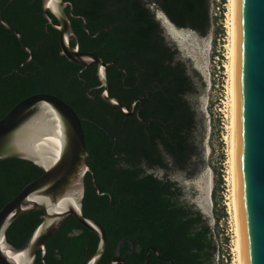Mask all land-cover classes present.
I'll return each mask as SVG.
<instances>
[{
    "label": "trees",
    "instance_id": "obj_1",
    "mask_svg": "<svg viewBox=\"0 0 264 264\" xmlns=\"http://www.w3.org/2000/svg\"><path fill=\"white\" fill-rule=\"evenodd\" d=\"M70 1L73 13L87 19L83 25L81 18L71 16L81 50L119 63L123 69L107 67L110 93L128 106L143 96L139 116L124 115L98 94L96 64L79 65L61 53L59 30L44 15L43 0H0L2 18L19 29L33 51L30 58L18 36L0 24V118L38 92L63 98L84 117L92 172L86 175L83 209L107 233L98 264H110L123 238L131 240L120 250L129 264H145L149 246L173 260L151 250L149 264H221L211 218L186 200L183 187L170 178L174 169L193 174L200 156L198 112L189 99L197 84L179 47L166 39L156 13L164 12L178 28L206 35L213 20L211 0ZM49 15L58 24L50 10ZM158 169L164 176L153 172ZM43 173L26 159H0V209ZM42 220L41 210L19 216L7 230L9 241L23 246ZM98 242L95 232L69 215L46 242L45 253L38 251L35 264H86Z\"/></svg>",
    "mask_w": 264,
    "mask_h": 264
},
{
    "label": "water",
    "instance_id": "obj_2",
    "mask_svg": "<svg viewBox=\"0 0 264 264\" xmlns=\"http://www.w3.org/2000/svg\"><path fill=\"white\" fill-rule=\"evenodd\" d=\"M69 3L67 0H43L42 3L44 15L60 32L62 52L79 65L96 64L102 88L99 95L106 102L118 106L124 115H134L135 102L128 106L110 93L107 67L111 64L119 66L118 62H107L98 54L71 46L75 32L66 10ZM49 10L59 24L54 23ZM164 16L173 24L165 13ZM0 24L13 30L21 45L31 52L20 31L1 14ZM236 103L237 185L244 264H264V0H237ZM83 119L70 103L46 92L34 93L20 100L0 118V159H26L44 170L0 209V264H21L14 258L15 254H20L24 264H35L38 251L45 253L46 242L69 215L99 236L97 249L86 264H98L105 253L106 229L83 209L86 175L92 172L88 165ZM43 121H58L60 124L62 149L56 159L50 160L36 148ZM62 202L63 208L60 207ZM39 210L43 211L41 223L23 246L13 245L7 237L9 226L19 216ZM126 240L131 241L129 238L119 241L110 264H129L120 252ZM2 241L12 255L2 247ZM151 250L157 257L173 263L172 259L161 257L157 248L149 246L145 250V264H149Z\"/></svg>",
    "mask_w": 264,
    "mask_h": 264
},
{
    "label": "rangeland",
    "instance_id": "obj_3",
    "mask_svg": "<svg viewBox=\"0 0 264 264\" xmlns=\"http://www.w3.org/2000/svg\"><path fill=\"white\" fill-rule=\"evenodd\" d=\"M168 42L180 49V58L195 73L197 91L189 99L198 112L196 130L200 156L194 173L182 169L170 172L185 191V199L195 203L211 218L218 233L221 264H240L236 223L232 205L230 18L231 0H211L212 26L202 35L169 23L156 11ZM158 176L164 171L158 169ZM222 176V182H221ZM215 193V194H214ZM216 195V198H215ZM217 200V202H216ZM222 218L217 221V217Z\"/></svg>",
    "mask_w": 264,
    "mask_h": 264
},
{
    "label": "bare ground",
    "instance_id": "obj_4",
    "mask_svg": "<svg viewBox=\"0 0 264 264\" xmlns=\"http://www.w3.org/2000/svg\"><path fill=\"white\" fill-rule=\"evenodd\" d=\"M170 23V22H169ZM230 34H231V44H230V65H228L230 70L231 86L230 93L231 98V130H232V148H231V173H232V205L234 208V217L236 225V235H237V251L239 256L240 264H244L243 255V244H242V234H241V222H240V212H239V200H238V185H237V0H231V18H230ZM61 127L58 121L51 123L48 121H43L42 128L40 131V136L36 140V148L39 152L44 153L45 157L51 159H56L61 153L62 149V139H61ZM64 202L61 204V208ZM1 245L4 249L11 254L10 249L2 241ZM12 255V254H11ZM14 258L21 264H24V259L20 254H15Z\"/></svg>",
    "mask_w": 264,
    "mask_h": 264
},
{
    "label": "flooded vegetation",
    "instance_id": "obj_5",
    "mask_svg": "<svg viewBox=\"0 0 264 264\" xmlns=\"http://www.w3.org/2000/svg\"><path fill=\"white\" fill-rule=\"evenodd\" d=\"M67 1H69L70 3L68 4V6L70 5V9H69V13H68V15H69V17H70V19H71V16L73 17V18H81L82 20H83V25H85L86 24V22H87V19L82 15V14H75V13H73V4H72V2L70 1V0H67ZM67 6V7H68ZM67 7H66V10H67ZM2 17V16H1ZM11 24V23H10ZM58 24H59V21H58ZM13 25V24H12ZM14 26V25H13ZM73 26V25H72ZM16 27V26H15ZM17 28V27H16ZM18 29V28H17ZM74 29V28H73ZM11 30V29H10ZM19 30V29H18ZM86 30H88L89 31V29L86 27ZM11 31H13V30H11ZM14 32V31H13ZM74 32H75V30H74ZM15 33V32H14ZM21 33V32H20ZM97 33H99V31L97 32ZM59 34H60V32H59ZM73 39L75 40V43H74V45L72 44V41H73ZM25 43V42H24ZM26 45V44H25ZM59 45H60V42H59ZM27 46V45H26ZM71 46L72 47H77V46H79V48H80V50H81V42H80V39H79V36L76 34V32H75V35H73L72 36V39H71ZM28 47V46H27ZM60 47H61V45H60ZM30 50H31V48H29ZM81 51H87V52H92V53H95V54H98V53H96V52H94V51H88V50H81ZM30 52V51H29ZM61 53L63 54V55H65L63 52H62V48H61ZM33 55V51L31 50V52H30V58H31V56ZM99 55V54H98ZM66 56V55H65ZM99 56H101V55H99ZM67 57V56H66ZM102 57V56H101ZM29 58V59H30ZM68 58V57H67ZM103 58V57H102ZM69 59V58H68ZM104 59V58H103ZM70 60V59H69ZM105 60V59H104ZM73 62V61H72ZM107 62H110V61H107ZM117 62V61H116ZM75 63V62H74ZM119 64V63H118ZM90 65H93V64H90ZM115 65V64H114ZM89 66V65H88ZM96 67H97V65H96ZM117 67H119L120 69H123V68H121L120 66H117ZM97 70H98V68H97ZM98 74V73H97ZM100 85H101V82L96 86V88H100L101 90H102V88L100 87ZM109 86H110V84H109ZM100 90V91H101ZM100 91L98 92V94L100 93ZM93 96H96V95H93ZM135 102V107H136V113L134 114V115H137L138 116V114H137V111H138V113H139V109L143 106V96H138V97H136L135 99H134V101L131 103V105L133 104ZM138 102H140V105H139V108H137V103ZM148 121V120H147ZM153 172H155L156 173V171H153ZM157 174V173H156ZM158 175V174H157ZM122 256V255H121ZM122 257H124V256H122ZM125 258V257H124ZM125 260H126V258H125ZM149 262H150V258H149Z\"/></svg>",
    "mask_w": 264,
    "mask_h": 264
}]
</instances>
